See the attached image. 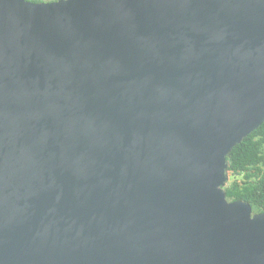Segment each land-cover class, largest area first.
Masks as SVG:
<instances>
[{
    "label": "water",
    "instance_id": "1",
    "mask_svg": "<svg viewBox=\"0 0 264 264\" xmlns=\"http://www.w3.org/2000/svg\"><path fill=\"white\" fill-rule=\"evenodd\" d=\"M263 122L264 0H0V264H264Z\"/></svg>",
    "mask_w": 264,
    "mask_h": 264
},
{
    "label": "trees",
    "instance_id": "2",
    "mask_svg": "<svg viewBox=\"0 0 264 264\" xmlns=\"http://www.w3.org/2000/svg\"><path fill=\"white\" fill-rule=\"evenodd\" d=\"M226 161L227 200L247 202L253 214L264 212V122L230 150Z\"/></svg>",
    "mask_w": 264,
    "mask_h": 264
},
{
    "label": "rangeland",
    "instance_id": "3",
    "mask_svg": "<svg viewBox=\"0 0 264 264\" xmlns=\"http://www.w3.org/2000/svg\"><path fill=\"white\" fill-rule=\"evenodd\" d=\"M41 1H49V0H41ZM229 180V179H228Z\"/></svg>",
    "mask_w": 264,
    "mask_h": 264
}]
</instances>
